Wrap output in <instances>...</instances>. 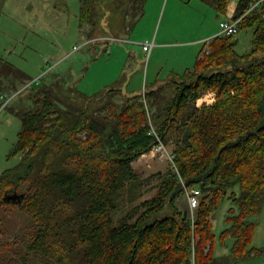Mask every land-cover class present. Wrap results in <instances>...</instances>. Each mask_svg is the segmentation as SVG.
I'll return each instance as SVG.
<instances>
[{"label":"trees","instance_id":"obj_1","mask_svg":"<svg viewBox=\"0 0 264 264\" xmlns=\"http://www.w3.org/2000/svg\"><path fill=\"white\" fill-rule=\"evenodd\" d=\"M203 1L227 13L231 0ZM251 1L239 0L233 18ZM95 2L83 0L81 22ZM248 28L252 48L244 53L237 36L204 42L193 67L171 80L175 94L166 105L151 90L90 110L53 84L35 88L32 106L18 112L10 156L20 159L0 175V206L26 213L20 231L0 241V264H222L262 252L250 217L264 214V6L242 19L241 30ZM13 74L27 77L0 58V97ZM209 90L215 101L197 106ZM150 119L173 142L174 163L136 220L117 224L121 190L140 179L133 164L157 143ZM193 187L201 190L194 218L178 205ZM15 192L20 201L5 200ZM224 204L218 235L214 215Z\"/></svg>","mask_w":264,"mask_h":264},{"label":"rangeland","instance_id":"obj_2","mask_svg":"<svg viewBox=\"0 0 264 264\" xmlns=\"http://www.w3.org/2000/svg\"><path fill=\"white\" fill-rule=\"evenodd\" d=\"M238 2L231 0L228 12L220 13L203 0H96L91 19L84 23L83 0H0V58L27 75L8 77L6 92L12 98L0 97V175L20 159L10 156L21 129L18 112L32 106L35 88L53 84L62 97L90 110L107 100L122 103L136 95L144 97L151 90H157L166 105L175 94L171 80L193 65L204 42L219 33L220 22L233 18ZM236 36L237 50L250 51L253 29L240 30ZM143 43H154L150 55ZM166 147L172 151L173 142ZM133 165L140 179L121 190L117 224L136 220L172 164L149 151ZM178 205L192 214L186 193ZM225 213L226 204L214 215L218 235L226 224ZM25 214L19 206H0V241L20 231ZM250 219L257 224L253 246L261 248L264 214ZM221 263L264 264V250L235 262L225 257Z\"/></svg>","mask_w":264,"mask_h":264},{"label":"built area","instance_id":"obj_3","mask_svg":"<svg viewBox=\"0 0 264 264\" xmlns=\"http://www.w3.org/2000/svg\"><path fill=\"white\" fill-rule=\"evenodd\" d=\"M264 6V0H254L251 1L245 11L241 16L237 18H231V19H224L220 22L219 28L220 31L218 35L221 36H236L241 30V24L242 19L250 12L260 9ZM76 48V47H75ZM154 48V43H143V49L147 52L148 55L151 54L152 50ZM1 97L7 98V100L11 99V93L6 92ZM209 99L213 100L215 99V93L212 94H205L203 97L198 98L197 100V106H201L204 103L209 104ZM151 125V129L149 131L150 134H154L157 137V143L153 146V148L150 150V153H152L154 156H160L161 158H168L170 163H174L175 155L173 151H169L166 147L167 143L159 136L156 129L152 125V121L150 119L149 121ZM186 195L188 199V203L190 206V209L192 211V218H194V211L197 209V207L200 204V196H201V190L199 187H193L190 189L186 188Z\"/></svg>","mask_w":264,"mask_h":264},{"label":"crops","instance_id":"obj_4","mask_svg":"<svg viewBox=\"0 0 264 264\" xmlns=\"http://www.w3.org/2000/svg\"><path fill=\"white\" fill-rule=\"evenodd\" d=\"M228 19H231V18H228ZM217 33H218V32H217ZM217 33L212 34V35H214V36L216 35V36H217ZM209 36H211V35H209ZM214 36H212V38H213ZM208 40H210V39H208ZM161 44H163V43H161ZM161 44H160V45H161ZM202 46H203V45H202ZM201 48H202V47H201ZM200 50H201V49H200ZM200 50H199L198 56H199V54H200ZM198 56H197V58H198ZM197 58H196V60H197ZM196 60L194 61L193 65L195 64ZM193 65H192L191 67H188V68H189V69L192 68ZM188 68H186V69H188ZM186 69H185V70H186ZM185 70H184V71H185ZM184 71H183V72H184ZM183 72H182V73H183ZM177 74H181V73H177ZM178 77H179V76H175V78H178ZM207 93L212 94V93H215V92L209 90V91L205 92V93L203 94V96H204L205 94H207ZM203 96H201V97H203ZM201 97H200V98H201ZM215 99H216V98H215ZM215 99H214V101H215ZM214 101L209 99V103H213ZM226 252L228 253V250H227L226 248H222L221 251H220V254H224V253H226Z\"/></svg>","mask_w":264,"mask_h":264},{"label":"water","instance_id":"obj_5","mask_svg":"<svg viewBox=\"0 0 264 264\" xmlns=\"http://www.w3.org/2000/svg\"><path fill=\"white\" fill-rule=\"evenodd\" d=\"M22 197H23V194L22 193H17V192H15V193H13V194H9V195H6L4 198H5V200H21L22 199Z\"/></svg>","mask_w":264,"mask_h":264}]
</instances>
